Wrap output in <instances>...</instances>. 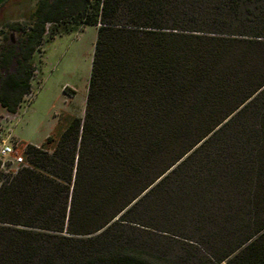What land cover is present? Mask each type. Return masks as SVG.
Segmentation results:
<instances>
[{"label": "trees", "instance_id": "obj_1", "mask_svg": "<svg viewBox=\"0 0 264 264\" xmlns=\"http://www.w3.org/2000/svg\"><path fill=\"white\" fill-rule=\"evenodd\" d=\"M87 25L83 116L0 186V264H264V0H37L0 28V107Z\"/></svg>", "mask_w": 264, "mask_h": 264}, {"label": "crops", "instance_id": "obj_2", "mask_svg": "<svg viewBox=\"0 0 264 264\" xmlns=\"http://www.w3.org/2000/svg\"><path fill=\"white\" fill-rule=\"evenodd\" d=\"M96 33V27L87 26L57 35L41 46L34 63L36 93L27 107L15 113L18 135L27 140L24 143L38 145L54 133L59 125L55 111L68 118L83 115ZM86 63L88 67L82 68ZM32 84L31 80V88ZM78 93L80 98L73 103Z\"/></svg>", "mask_w": 264, "mask_h": 264}, {"label": "rangeland", "instance_id": "obj_3", "mask_svg": "<svg viewBox=\"0 0 264 264\" xmlns=\"http://www.w3.org/2000/svg\"><path fill=\"white\" fill-rule=\"evenodd\" d=\"M36 2H37V0H12V1H9L8 3H6V7H4L0 11V28L2 29L4 27V25L12 23V22H22V21L28 19V17L32 14V12L35 9ZM19 17L20 18L23 17V18L17 19ZM14 19H17V20H14ZM51 26H52L51 23L46 24V28H47L48 32H49ZM87 26H92V25H87ZM87 26L81 27L76 32H79L80 30H82L84 27H87ZM94 27H96V26H94ZM96 29H97V27H96ZM88 32H89V29L86 30L85 34L87 35ZM63 34H65V33H63ZM17 36H18L17 33L12 32L10 34L9 38H11L10 40H14V39H16ZM40 50H41V48L39 47L38 51H40ZM93 50H94V45H93ZM37 53L38 52H35V54L32 57L33 63H35L38 60L39 55ZM86 64H84L82 66V68H85V67L87 68L88 63H86ZM31 80L33 83L31 91H30L31 94H30V96L28 94L24 95L23 100H22L19 108H17L16 112H14V113L6 112L2 107H0V135L2 137H6L8 131H9L12 134L13 138L17 139L21 145H26V146L33 145V144L24 143L27 140H25V138H21L18 135V131L20 130V125H19V122L15 121V120H17L16 119L17 116H15V113L19 112V110L21 108L27 107L29 105V103L31 102V100L34 98V95L36 93V89H35V68H34V71L32 73ZM77 96H78V99L76 98L73 101V103L76 100L77 101L79 100L80 94L78 93ZM77 101H76V103H77ZM53 116H54L55 120L59 119L58 120L59 121L58 127L56 128L54 133L52 135L48 136L42 143H40L38 145H34V146L50 150L52 148V146L54 145V143L56 142V140L58 139V137L63 133V131L66 129V127L71 123V121L74 118H81L83 115L81 117L68 118L66 116L65 117L60 116L59 112L55 111ZM49 137L52 138L51 139L52 141L48 139ZM24 157H25V155H24ZM168 235H170V233ZM214 237L215 238L213 239V241H211V238H209L210 242H208V244L206 245V248H205L206 250H207V247L209 245L213 246L212 250L213 249L214 250H220L222 248V247H220L223 245L220 243L221 237H220L219 233L217 232L216 235H214ZM160 245L164 246L165 244L163 243ZM180 249L181 250L179 253L182 254L183 256H185V254L188 256L189 255L188 252L193 251V249L191 247H188L186 245L182 246ZM199 249H203V248L201 247ZM221 264H224V262Z\"/></svg>", "mask_w": 264, "mask_h": 264}, {"label": "built area", "instance_id": "obj_4", "mask_svg": "<svg viewBox=\"0 0 264 264\" xmlns=\"http://www.w3.org/2000/svg\"><path fill=\"white\" fill-rule=\"evenodd\" d=\"M3 33L0 32V44ZM31 92L28 93L30 96ZM26 145H21L8 131L6 137L0 135V186L13 179L27 166L24 157Z\"/></svg>", "mask_w": 264, "mask_h": 264}, {"label": "flooded vegetation", "instance_id": "obj_5", "mask_svg": "<svg viewBox=\"0 0 264 264\" xmlns=\"http://www.w3.org/2000/svg\"><path fill=\"white\" fill-rule=\"evenodd\" d=\"M9 1H12V0H4L1 4H0V11L6 7V3H8Z\"/></svg>", "mask_w": 264, "mask_h": 264}, {"label": "water", "instance_id": "obj_6", "mask_svg": "<svg viewBox=\"0 0 264 264\" xmlns=\"http://www.w3.org/2000/svg\"><path fill=\"white\" fill-rule=\"evenodd\" d=\"M4 0H0V4L3 2Z\"/></svg>", "mask_w": 264, "mask_h": 264}]
</instances>
